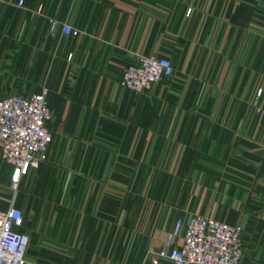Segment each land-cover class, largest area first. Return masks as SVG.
I'll use <instances>...</instances> for the list:
<instances>
[{"label":"crops","instance_id":"obj_1","mask_svg":"<svg viewBox=\"0 0 264 264\" xmlns=\"http://www.w3.org/2000/svg\"><path fill=\"white\" fill-rule=\"evenodd\" d=\"M259 1L0 0V97L45 87L51 113L45 158L14 189L0 156V208L23 210L26 264H115L117 232L147 264L191 213L238 222L239 264H264ZM141 54L172 74L136 92L119 79Z\"/></svg>","mask_w":264,"mask_h":264},{"label":"built area","instance_id":"obj_2","mask_svg":"<svg viewBox=\"0 0 264 264\" xmlns=\"http://www.w3.org/2000/svg\"><path fill=\"white\" fill-rule=\"evenodd\" d=\"M21 3L17 0V4ZM40 10L38 4L29 15L39 14ZM189 10L186 8L187 13ZM48 24L51 30L60 25L63 33L78 32L53 17L48 18ZM171 74L172 65L166 56L141 54L121 68L119 83L138 92ZM256 92H260V87ZM45 94L46 88L41 87L28 96L8 93L0 97V156L10 165L12 189L21 175L45 158L51 139L46 125L51 113ZM22 222V210L13 202L0 208V264L27 263L24 251L28 237L16 230ZM241 256V225L200 213L185 218L176 216L165 231L162 244L146 253L147 264H239Z\"/></svg>","mask_w":264,"mask_h":264},{"label":"rangeland","instance_id":"obj_3","mask_svg":"<svg viewBox=\"0 0 264 264\" xmlns=\"http://www.w3.org/2000/svg\"><path fill=\"white\" fill-rule=\"evenodd\" d=\"M257 25L258 26H264V1L260 0L257 4ZM21 203L22 205L24 204V196L23 193L21 194ZM23 211V210H22ZM117 237L119 240H121L122 238L120 237V234L117 232ZM114 237V240H115ZM114 241V252H118L119 254L122 252H124L125 256L123 257H118V258H114V263L115 264H133L135 262V260H139L138 258L136 259L135 257H129L128 253H131V249L133 248V241ZM116 260V261H115ZM143 261V257L141 258V262Z\"/></svg>","mask_w":264,"mask_h":264}]
</instances>
